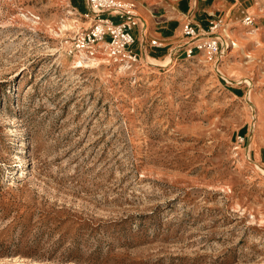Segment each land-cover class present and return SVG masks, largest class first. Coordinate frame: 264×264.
I'll list each match as a JSON object with an SVG mask.
<instances>
[{
  "label": "rangeland",
  "instance_id": "rangeland-1",
  "mask_svg": "<svg viewBox=\"0 0 264 264\" xmlns=\"http://www.w3.org/2000/svg\"><path fill=\"white\" fill-rule=\"evenodd\" d=\"M69 1L0 0V264H264V34L78 62Z\"/></svg>",
  "mask_w": 264,
  "mask_h": 264
},
{
  "label": "built area",
  "instance_id": "built-area-1",
  "mask_svg": "<svg viewBox=\"0 0 264 264\" xmlns=\"http://www.w3.org/2000/svg\"><path fill=\"white\" fill-rule=\"evenodd\" d=\"M88 10L82 15L90 24L75 33L65 53H83L91 58L105 57L114 65L125 64L132 67L140 58L139 51L134 49L135 38L131 30L138 23L133 4L124 0H86ZM118 17L119 20H114ZM254 17L245 14L241 23L251 28ZM226 23L219 16L210 20L206 29L196 26L190 20L182 25V32L186 38L183 53L193 56L203 53L209 60L220 61L230 46V38L225 33ZM232 45L233 42L231 41ZM151 45L161 46L156 39Z\"/></svg>",
  "mask_w": 264,
  "mask_h": 264
},
{
  "label": "crops",
  "instance_id": "crops-1",
  "mask_svg": "<svg viewBox=\"0 0 264 264\" xmlns=\"http://www.w3.org/2000/svg\"><path fill=\"white\" fill-rule=\"evenodd\" d=\"M124 1L133 4L134 13L138 16V23L131 30L135 38L134 49L147 60L171 56L174 48L181 47L182 25L189 20L196 26L206 29L210 20L219 16L224 18L225 23L230 27H239L242 17L250 14L255 19L253 31L264 34V0ZM69 2L75 5L73 8L79 15H83L88 10L86 0ZM113 19L119 20L118 17ZM154 39L160 41L161 46L151 45L150 42ZM232 42L234 45L235 41Z\"/></svg>",
  "mask_w": 264,
  "mask_h": 264
},
{
  "label": "bare ground",
  "instance_id": "bare-ground-1",
  "mask_svg": "<svg viewBox=\"0 0 264 264\" xmlns=\"http://www.w3.org/2000/svg\"><path fill=\"white\" fill-rule=\"evenodd\" d=\"M225 32L228 35V32L227 31H225ZM77 54H78V56H77L78 62H83L85 57H89V56L84 55L83 53H77Z\"/></svg>",
  "mask_w": 264,
  "mask_h": 264
}]
</instances>
